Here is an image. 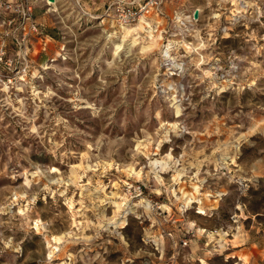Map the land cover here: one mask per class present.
<instances>
[{
    "label": "rangeland",
    "instance_id": "obj_1",
    "mask_svg": "<svg viewBox=\"0 0 264 264\" xmlns=\"http://www.w3.org/2000/svg\"><path fill=\"white\" fill-rule=\"evenodd\" d=\"M48 1L53 40L0 9V264L264 248V0H186L192 23L168 4L150 28L115 0Z\"/></svg>",
    "mask_w": 264,
    "mask_h": 264
},
{
    "label": "built area",
    "instance_id": "obj_2",
    "mask_svg": "<svg viewBox=\"0 0 264 264\" xmlns=\"http://www.w3.org/2000/svg\"><path fill=\"white\" fill-rule=\"evenodd\" d=\"M50 1V0H49ZM51 4L52 1L49 2ZM186 0H115L114 6V18L119 26H128L131 24L143 23L146 28L151 27V22H154L155 27L160 24L159 19L164 17V8L170 4L175 6L172 21L182 23L184 20L192 23L195 20V13L188 14L186 18L183 14V5ZM0 9L10 15L11 19L8 24L14 25L16 30H19L23 35L25 33L40 34L46 40L47 37L44 35V31L40 28L39 24L33 17V6L30 0H6L0 3ZM150 18V20H149ZM17 20V21H16ZM4 41L1 44L0 49V61L2 60ZM182 244L187 245L186 241Z\"/></svg>",
    "mask_w": 264,
    "mask_h": 264
},
{
    "label": "crops",
    "instance_id": "obj_3",
    "mask_svg": "<svg viewBox=\"0 0 264 264\" xmlns=\"http://www.w3.org/2000/svg\"><path fill=\"white\" fill-rule=\"evenodd\" d=\"M37 23L42 26V30L44 31L45 35L48 39H55L56 31L55 28L50 27V25L47 23V20L45 16L41 13L40 10H35L34 12ZM50 31L54 32V34H50ZM251 230H254L255 237L257 234H260L262 231L259 228H256L255 226H251ZM247 238H250L249 235H247ZM256 241V238H255ZM209 251L205 252H196L195 250H192L189 254L191 259L193 260L194 257H197L198 261L201 262V255H208ZM228 258H230L233 263L236 264H264V248L258 247L257 244L254 242L250 247L246 246H238L234 247L230 250V252L226 255Z\"/></svg>",
    "mask_w": 264,
    "mask_h": 264
},
{
    "label": "water",
    "instance_id": "obj_4",
    "mask_svg": "<svg viewBox=\"0 0 264 264\" xmlns=\"http://www.w3.org/2000/svg\"><path fill=\"white\" fill-rule=\"evenodd\" d=\"M50 1H52V0H50ZM197 16V14H195V17Z\"/></svg>",
    "mask_w": 264,
    "mask_h": 264
}]
</instances>
